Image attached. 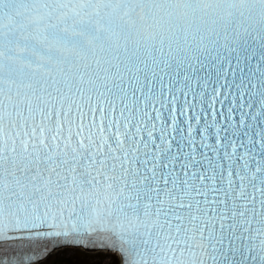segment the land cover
<instances>
[{
    "label": "snow or ice",
    "instance_id": "6c2138e0",
    "mask_svg": "<svg viewBox=\"0 0 264 264\" xmlns=\"http://www.w3.org/2000/svg\"><path fill=\"white\" fill-rule=\"evenodd\" d=\"M0 264H264V0H0Z\"/></svg>",
    "mask_w": 264,
    "mask_h": 264
}]
</instances>
